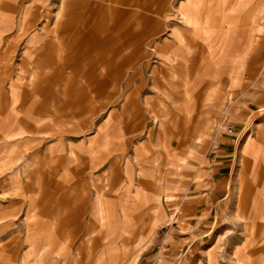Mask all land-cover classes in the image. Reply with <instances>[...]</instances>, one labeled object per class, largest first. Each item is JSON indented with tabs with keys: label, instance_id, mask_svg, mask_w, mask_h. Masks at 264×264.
<instances>
[{
	"label": "rangeland",
	"instance_id": "obj_1",
	"mask_svg": "<svg viewBox=\"0 0 264 264\" xmlns=\"http://www.w3.org/2000/svg\"><path fill=\"white\" fill-rule=\"evenodd\" d=\"M213 1L71 0L64 11V0H0V173L33 149L21 141L33 132H7L19 121L35 131L42 91L39 128L73 140L81 161L92 149V172L102 153L109 163L91 183V197L112 201L106 251L90 264H208L210 248L219 264H264V0H218L201 18L215 29L205 41L178 40L181 11ZM35 74L43 88L27 87Z\"/></svg>",
	"mask_w": 264,
	"mask_h": 264
},
{
	"label": "crops",
	"instance_id": "obj_2",
	"mask_svg": "<svg viewBox=\"0 0 264 264\" xmlns=\"http://www.w3.org/2000/svg\"><path fill=\"white\" fill-rule=\"evenodd\" d=\"M64 3L65 11L71 0H64ZM241 3L243 4V0L237 1V4ZM222 4L227 7L228 0H222ZM212 5L211 11L200 7L194 11H181L180 19L187 24L177 23L171 32L180 41L188 42L190 37L196 41H205L203 30L215 29H210L211 24L201 22V18L203 14L218 11V0H214ZM64 15L68 16V22L72 21V12L68 14L64 12L63 17ZM228 29L225 28L224 33L230 34L231 31ZM257 31H260V28ZM223 40L227 42V39L223 38ZM96 44L98 43L92 42L88 45ZM172 52L178 58L177 53L180 51ZM166 55L168 58L171 57ZM179 67L180 63H176L171 69L177 70ZM33 77L27 87L36 90L43 88L39 84L41 81L37 80L39 75L35 74ZM33 93L35 94L33 103L35 107L32 105L34 123L31 124L35 126V131L27 128L26 121H19L13 123V127L11 126L7 132L9 136L19 135L22 131L33 132L21 140L30 144L33 149L20 157L17 171L14 168L10 172L0 173V264H90L94 259H100L101 254L106 251L107 201H112L102 199L100 194L91 197L90 192L96 190L91 183L101 181L107 176L109 163L106 161L105 153H102L100 159L103 161H99L97 165L104 167L98 172H92L94 165L89 161L92 149L86 151L87 154L84 152L85 157L81 161L74 150L71 153L69 142H74L73 140L67 137L49 138L46 132L39 128L42 126L44 116L37 109L51 97L41 95L42 91ZM37 103H40L39 107ZM1 113L2 111L0 116ZM5 114L2 117H5ZM205 132L206 130L202 133ZM263 133L264 128H261L259 134ZM203 137L200 135L196 140L200 141ZM85 164L84 170L79 171L81 175L75 176L76 165ZM242 164L247 169L250 161L243 157ZM134 167L136 171L140 169L135 162ZM13 183H18L17 189L22 191L19 195L11 193L14 188ZM168 186L169 183L165 182L154 187L156 190L154 198L159 206H163V201L168 200L163 195ZM237 214L243 221L247 220L241 209ZM125 219L123 222L127 223L128 220ZM143 240L142 237L139 238L135 246H139ZM257 249H260V242ZM207 260L208 264H219L212 248L207 250ZM238 261L246 264L242 256L238 257Z\"/></svg>",
	"mask_w": 264,
	"mask_h": 264
},
{
	"label": "built area",
	"instance_id": "obj_3",
	"mask_svg": "<svg viewBox=\"0 0 264 264\" xmlns=\"http://www.w3.org/2000/svg\"><path fill=\"white\" fill-rule=\"evenodd\" d=\"M228 127H229L230 129H233V125H231V124H228Z\"/></svg>",
	"mask_w": 264,
	"mask_h": 264
}]
</instances>
